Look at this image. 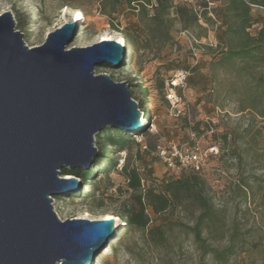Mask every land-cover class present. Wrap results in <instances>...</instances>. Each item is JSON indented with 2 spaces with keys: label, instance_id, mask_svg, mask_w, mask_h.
<instances>
[{
  "label": "rangeland",
  "instance_id": "obj_1",
  "mask_svg": "<svg viewBox=\"0 0 264 264\" xmlns=\"http://www.w3.org/2000/svg\"><path fill=\"white\" fill-rule=\"evenodd\" d=\"M101 1L0 0V14H12L29 47L42 44L49 32L77 19L78 31L67 48L89 46L104 37H122L126 45L122 31L129 22H137L124 65L118 69L115 62L105 61L94 71L109 75L114 83L127 80L138 109L146 107L145 129L127 131L132 135L123 148L103 137L104 129H114L110 126L94 135L95 156L106 157L93 160L83 185L53 196L58 218L111 215L120 219L118 212L133 202L135 194L147 188L159 191L164 180L190 172L163 163L156 156L157 145L175 142L203 153L213 146L199 175L206 182L215 214L201 236L206 244L223 251L236 231L234 254L222 252L223 257L216 259L213 253L202 252V242L190 229L200 207L183 200L162 214L150 213L151 223L145 230L120 219V231H114L115 236L90 264H264V83L257 81L264 66L256 57L220 63L217 9L224 7V0H173L174 7L189 8L197 20L185 26L182 15L172 10L164 30L138 21V10L125 5L119 6L111 21L100 11ZM251 16L248 31L255 34L264 27V7L251 4ZM181 72L185 80L173 86L171 81ZM132 168L141 178L137 191L127 186L126 171ZM61 173L62 179L69 174ZM165 219L177 223L160 226L163 240L155 244L148 231Z\"/></svg>",
  "mask_w": 264,
  "mask_h": 264
},
{
  "label": "water",
  "instance_id": "obj_2",
  "mask_svg": "<svg viewBox=\"0 0 264 264\" xmlns=\"http://www.w3.org/2000/svg\"><path fill=\"white\" fill-rule=\"evenodd\" d=\"M77 31L78 19L65 22L29 47L12 14H0V264H90L121 229L117 217L60 220L52 204L84 184L59 176L91 166L96 133L137 131L147 118L127 80L94 71L124 65L122 37L67 48Z\"/></svg>",
  "mask_w": 264,
  "mask_h": 264
},
{
  "label": "trees",
  "instance_id": "obj_3",
  "mask_svg": "<svg viewBox=\"0 0 264 264\" xmlns=\"http://www.w3.org/2000/svg\"><path fill=\"white\" fill-rule=\"evenodd\" d=\"M224 7L217 9V18L220 21V63L226 59H250L256 57L261 66H264V27L258 29L255 34H251L248 28L253 24L251 16V4L264 7V0H224ZM125 5L130 10H138V21L146 20L147 22L157 26L160 29L167 27L169 15L173 10L183 17L184 25H190L196 22L197 18L189 8L185 6L173 5V0H102L100 4V11L108 16L111 21L114 20L115 14L119 11V6ZM149 8L152 14H149ZM137 22H129L122 35L127 45H131L132 29L135 30ZM229 33H232V35ZM127 67V66H126ZM194 71V68L192 72ZM192 76L188 77L191 81ZM258 84L264 83V70L259 75ZM150 118V115H149ZM145 126L142 125L138 131H144ZM103 137L109 139L112 145L118 148L126 146L127 137H131V132H127L122 128H115L109 130L104 129ZM116 134L114 138L112 135ZM139 134V133H137ZM134 139V138H131ZM145 154L150 152L144 150ZM104 155L98 154L94 157V161ZM85 168H63V172H68L72 175L81 177L84 181L89 180L90 171ZM126 170V168H125ZM88 175L85 176V173ZM127 186L135 191L139 190L142 186L141 178L136 168L126 171ZM183 200H190L192 203L197 204L200 208L199 213L195 218L194 225L190 228L194 233L197 241L202 242L201 249L204 254L213 253L216 259H220L223 254H234V241L236 238V231H233L229 237V245L223 250L218 251L205 243L202 238V230L205 225L209 224L212 220L215 211L213 208L212 197L209 195L206 182L200 177L199 172L191 171L187 174H182L179 177H170L161 183L159 191L153 188H147L144 193L139 192L135 194L133 202L124 206L118 217L125 222L126 225L134 226L139 229H147L151 223L150 213L154 215L162 214L171 208L180 205ZM177 223L172 219H165L160 222L158 226H153L148 232L150 239L155 244H161L163 240V231L160 226L173 225ZM235 228V227H234Z\"/></svg>",
  "mask_w": 264,
  "mask_h": 264
},
{
  "label": "built area",
  "instance_id": "obj_4",
  "mask_svg": "<svg viewBox=\"0 0 264 264\" xmlns=\"http://www.w3.org/2000/svg\"><path fill=\"white\" fill-rule=\"evenodd\" d=\"M186 74L181 72L179 77L171 84L175 86L179 81L182 83L185 80ZM171 97V96H170ZM153 125V124H152ZM215 150V147H210L204 153L198 148L181 145L175 142H170L167 146L157 145L155 150L156 156L173 169H189L191 171L200 172L203 169L207 154Z\"/></svg>",
  "mask_w": 264,
  "mask_h": 264
},
{
  "label": "bare ground",
  "instance_id": "obj_5",
  "mask_svg": "<svg viewBox=\"0 0 264 264\" xmlns=\"http://www.w3.org/2000/svg\"><path fill=\"white\" fill-rule=\"evenodd\" d=\"M101 40H113V38L112 37H104V38H102ZM145 124V123H144ZM143 124V125H144ZM142 126V125H141ZM66 177H64V178H69V177H72L73 175L72 174H66L65 175ZM107 217H113V216H111V215H106V217H104V218H107ZM77 218H80V217H77Z\"/></svg>",
  "mask_w": 264,
  "mask_h": 264
}]
</instances>
